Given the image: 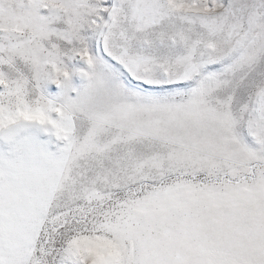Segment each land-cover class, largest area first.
Masks as SVG:
<instances>
[{
    "label": "snow or ice",
    "instance_id": "obj_1",
    "mask_svg": "<svg viewBox=\"0 0 264 264\" xmlns=\"http://www.w3.org/2000/svg\"><path fill=\"white\" fill-rule=\"evenodd\" d=\"M0 264H264V0H0Z\"/></svg>",
    "mask_w": 264,
    "mask_h": 264
}]
</instances>
